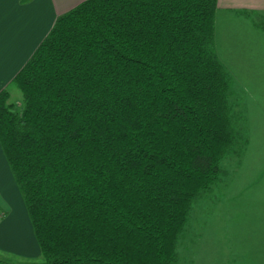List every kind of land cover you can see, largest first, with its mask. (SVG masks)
Segmentation results:
<instances>
[{"label":"trees","instance_id":"trees-1","mask_svg":"<svg viewBox=\"0 0 264 264\" xmlns=\"http://www.w3.org/2000/svg\"><path fill=\"white\" fill-rule=\"evenodd\" d=\"M216 10L83 1L13 78L22 109L0 92V144L41 264L176 263L190 209L237 138Z\"/></svg>","mask_w":264,"mask_h":264},{"label":"rangeland","instance_id":"rangeland-1","mask_svg":"<svg viewBox=\"0 0 264 264\" xmlns=\"http://www.w3.org/2000/svg\"><path fill=\"white\" fill-rule=\"evenodd\" d=\"M226 52L221 58L233 80L230 106L237 138L221 162L219 180L190 209L176 264H187L191 254L198 256L195 264H227L232 254L240 255L238 264H264V57L252 56L251 62L240 51ZM7 90L9 102L22 109V91L14 82ZM0 257L23 260L3 250Z\"/></svg>","mask_w":264,"mask_h":264},{"label":"crops","instance_id":"crops-1","mask_svg":"<svg viewBox=\"0 0 264 264\" xmlns=\"http://www.w3.org/2000/svg\"><path fill=\"white\" fill-rule=\"evenodd\" d=\"M83 1L86 0H0V92L7 90L57 18ZM260 18H264V0H217L215 48L223 65L221 53L225 56L226 51H240L249 60L252 56L264 57V28L257 20ZM0 213V250L23 260H39L29 264H41L31 221L1 144ZM231 256L226 263L238 264L240 255ZM197 258L191 254L185 261L195 264ZM23 260L13 262L0 257V264H20Z\"/></svg>","mask_w":264,"mask_h":264}]
</instances>
